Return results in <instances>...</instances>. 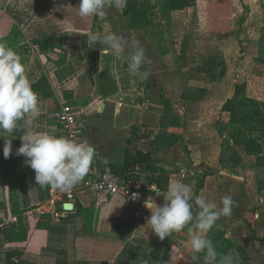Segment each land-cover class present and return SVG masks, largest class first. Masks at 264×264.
Segmentation results:
<instances>
[{
    "label": "crops",
    "instance_id": "obj_1",
    "mask_svg": "<svg viewBox=\"0 0 264 264\" xmlns=\"http://www.w3.org/2000/svg\"><path fill=\"white\" fill-rule=\"evenodd\" d=\"M166 3L159 4V11L153 5L150 28L131 30L110 2L104 17L82 18L76 10L79 0H0V43L19 54L41 101L37 118L26 116L12 133L0 130V218L9 224L20 217L27 232L24 241L3 247L22 253L15 264H192L187 228L166 237L172 244L160 260L164 241L121 198L86 191L81 181L67 192L36 184L26 158L15 154L19 138L26 129L61 136L55 118L63 103L84 110L85 140L110 169L137 151L159 163L158 183L144 173L154 185L145 201L150 197L163 204L169 182L177 180L194 191L198 174L209 173L198 196L219 205L230 195L236 206L223 218L229 225L216 222L207 237L220 228V239H212L219 255L231 253L235 264H264L263 248L242 222L252 216L254 233L264 239V189L257 185L264 182V166L232 146L226 159V136L220 132L225 128L220 119L227 123L229 118L221 108L233 98L236 85L245 84V97L264 104L261 1L195 0L194 7L180 11H169ZM91 33L139 41L149 61L141 71L149 76H132L126 60L117 59L106 45L90 46ZM34 41L54 49H40ZM5 139H12L8 159ZM221 155L229 162L225 166L219 164ZM191 169L195 176L188 178L184 171ZM247 170L254 178L251 190L245 186ZM65 203L73 205L70 212L63 210ZM60 205L63 211L56 209ZM143 212L150 217L145 205ZM47 213L48 228H37Z\"/></svg>",
    "mask_w": 264,
    "mask_h": 264
},
{
    "label": "clouds",
    "instance_id": "obj_2",
    "mask_svg": "<svg viewBox=\"0 0 264 264\" xmlns=\"http://www.w3.org/2000/svg\"><path fill=\"white\" fill-rule=\"evenodd\" d=\"M126 4L127 0H111V6L117 8L122 9ZM107 6L109 0H79L76 10L82 18L104 17ZM98 43L106 45L117 59L126 60L127 71L132 76L141 79L149 76V72L141 71L142 65L149 61L139 41H130L116 33L89 34L88 44ZM40 103L19 54L0 43V130L12 133L26 116L37 118ZM19 139L21 146L15 154L26 158L25 164L35 172L36 184L64 192L70 191L89 173L96 154L87 140L78 142L43 130L26 129ZM11 154L12 139H5L3 156L8 159ZM138 195L133 193L131 199L136 200ZM163 199L161 205L150 197L145 201V207L151 212L146 225L160 240L187 228L192 264H199L201 253L204 264H235L231 253L219 255L213 241L206 236L218 220L232 215L236 206L232 196H223L217 205L205 196L194 198L191 185L177 180L169 182Z\"/></svg>",
    "mask_w": 264,
    "mask_h": 264
},
{
    "label": "trees",
    "instance_id": "obj_3",
    "mask_svg": "<svg viewBox=\"0 0 264 264\" xmlns=\"http://www.w3.org/2000/svg\"><path fill=\"white\" fill-rule=\"evenodd\" d=\"M261 1V6L264 9V0ZM111 4V0H109ZM195 0H167L166 8L169 11H180L186 8L194 7ZM121 9V8H120ZM121 15L126 20L127 26L131 30H144L150 28L153 22V6L148 0H127L126 7L121 9ZM32 45L39 47L40 49H54L51 45L43 43L41 41H34ZM64 60V56L61 57V61ZM246 85H236L233 98L227 100L221 108L223 113L228 114V123L230 125L239 128L242 126H250L247 129L248 135H243V128L239 129L237 133L231 135L233 151L239 148L240 151L247 157V159L253 158L256 166H264V104H260L255 100H249L245 97ZM250 106L252 111L247 112L245 107ZM242 133V134H241ZM243 135V136H241ZM257 135V136H256ZM233 155L230 163L232 164ZM135 165H142L143 172L146 174V179L151 183H158V176L156 173H163V169L160 167L157 161H153L149 154L142 153L140 151L135 152L133 155L127 157V159L120 166H111V170L114 174L124 175L130 168ZM232 166V165H231ZM252 174L251 170L245 171V176ZM209 176V173L203 172L200 179L196 181L193 197L198 196L199 192L203 188L205 178ZM145 179V178H143ZM249 188H253L250 184L249 178L246 180ZM250 184V185H249ZM261 189H264V182L257 184ZM59 211L62 210V206H57ZM51 220V214H43L40 221L37 224L39 229H47ZM252 216H247L242 219V222L248 226L253 235V239L260 243L264 250V239L258 238L252 229ZM221 227H227L229 223L223 221V218L217 221ZM236 223V222H233ZM27 232L24 229L22 220L20 217L16 219L15 223H9L4 226L0 218V248L10 241H24L26 239ZM214 236V237H212ZM212 236L207 238L216 240L220 239V233L213 231ZM212 240V241H213ZM4 264H15V260L20 259L22 253L17 250H8L4 253ZM203 262V253L200 254L199 264ZM236 264H244L237 262Z\"/></svg>",
    "mask_w": 264,
    "mask_h": 264
},
{
    "label": "built area",
    "instance_id": "obj_4",
    "mask_svg": "<svg viewBox=\"0 0 264 264\" xmlns=\"http://www.w3.org/2000/svg\"><path fill=\"white\" fill-rule=\"evenodd\" d=\"M85 121L84 110L63 103L55 118V126L61 136L70 137L79 142L85 140ZM189 173L190 177L195 176L194 172ZM143 178L142 165H135L124 175H117L112 172L108 163L94 157L89 173L81 180V187L94 194L121 198L135 207L138 217L146 223L148 217L143 212L144 199L148 192L154 190V185ZM133 193L139 194L136 200L131 199Z\"/></svg>",
    "mask_w": 264,
    "mask_h": 264
},
{
    "label": "rangeland",
    "instance_id": "obj_5",
    "mask_svg": "<svg viewBox=\"0 0 264 264\" xmlns=\"http://www.w3.org/2000/svg\"><path fill=\"white\" fill-rule=\"evenodd\" d=\"M148 1H150L151 2V4H152V6L154 5L155 7H156V10L157 11H159V4H162V3H164V0H148ZM155 3V4H154ZM120 11H121V9H120ZM121 17H122V15H121ZM123 18V17H122ZM123 21H124V23H125V25L127 26V23L125 22L126 20L123 18ZM127 28H128V26H127ZM129 29V28H128ZM244 109H246V111L247 112H250V111H252V108L250 107V106H247L246 105V107L244 108ZM227 117V116H226ZM222 119V118H221ZM220 119V121H222V123L225 125L224 127L225 128H223V129H221L220 130V132L222 133V136L223 135H225L226 136V138H225V140H224V147H223V153H222V155H224V152H225V150L227 149V152H226V154H225V157H226V159L228 158V155H230V152H231V135L232 134H234V133H237V131L241 128H243V130H244V132H243V135H248V133H247V129L251 126H242V127H240L239 129H237V130H232L233 129V127H232V125H230L229 123H228V120H227V123H225L224 121H223V119L221 120ZM226 125H229V126H226ZM38 131H40V130H38ZM242 134V133H241ZM243 135H241V136H243ZM257 136V135H256ZM225 149V150H224ZM221 155V157L219 158V164L220 165H226L225 163H227L228 161H226V159H224V157ZM229 163V162H228ZM183 171L184 169H181L180 168V171ZM192 170V169H191ZM190 171H184V173H185V176L186 177H190V173H189ZM192 172H195V171H193L192 170ZM197 174V173H196ZM201 175H202V172H200L199 174H198V176L195 178V183L194 184H196V181H198L199 179H200V177H201ZM187 178V179H188ZM247 178H249V180H250V184H252L253 185V182H252V180L254 179L253 178V174H250L249 176H244V180H245V186H247L248 187V189L249 190H251V188H249V187H251V186H248V184H247V182H246V180H247ZM249 184V185H250ZM160 190H164V186H162L161 185V188H160ZM225 192H230L229 190H225ZM156 193V192H155ZM2 194L0 193V200L2 199ZM68 199H70V198H68ZM159 202H162V198L161 199H159ZM4 226H6V225H8V224H3ZM214 227H218V224L216 223L215 225H214ZM218 232H220V233H222L221 231H220V228H218ZM208 234H209V232L206 234V236H208ZM0 239H1V237H0ZM164 241V243H163V246L161 247V249L163 250L162 251V256L160 257V260H165V256H163V254L165 255H167V253L169 252V247H170V245L172 244V242H170L169 241V239L168 238H165L164 240H162V242ZM218 243H220V241L218 242ZM227 248H229V246H226L225 247V249H227ZM6 251L3 249V248H1L0 249V264H4V259H5V255H4V253H5ZM168 257V256H167ZM17 260H15V262H16Z\"/></svg>",
    "mask_w": 264,
    "mask_h": 264
},
{
    "label": "water",
    "instance_id": "obj_6",
    "mask_svg": "<svg viewBox=\"0 0 264 264\" xmlns=\"http://www.w3.org/2000/svg\"><path fill=\"white\" fill-rule=\"evenodd\" d=\"M73 209V205L71 203H65L63 205V210L66 212H70Z\"/></svg>",
    "mask_w": 264,
    "mask_h": 264
}]
</instances>
